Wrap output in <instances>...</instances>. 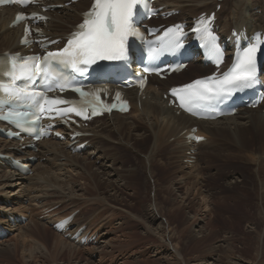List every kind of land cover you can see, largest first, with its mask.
<instances>
[{
  "label": "bare ground",
  "instance_id": "obj_1",
  "mask_svg": "<svg viewBox=\"0 0 264 264\" xmlns=\"http://www.w3.org/2000/svg\"><path fill=\"white\" fill-rule=\"evenodd\" d=\"M70 1L71 0L47 1V5L54 8V11L47 13V16L50 18L48 22L43 25L38 24V27L41 28L43 32L41 38L46 39L44 43L61 39L71 32L80 21V13L86 11L90 5V0H79L77 3L71 4L67 9L59 11L57 8L58 6L66 5ZM221 1L223 0H160L157 2L156 6H163L166 11H180L179 17L175 22H188L201 13L215 12L216 6H221V10L224 11L225 4ZM194 2L196 3L195 5L192 4ZM231 5L232 7L227 17H223L221 12L216 13L217 20L222 23L221 26L218 27L216 21L215 27L217 26V31L223 40L229 38L231 42L234 33L243 34L244 31L247 35H251L255 31L264 33V0H235ZM254 10H261V12L256 15L254 14ZM12 12L10 8L0 11V77L2 76L1 73L3 70L1 62L5 59L13 58V55L16 53L25 51L19 44V36H21L20 29L9 28V20L11 19ZM160 23L161 22H158L157 25ZM227 54H229V51H227ZM202 68V65L196 64L188 66L187 71L191 72V75H194V73H197ZM212 72L213 70L203 76H207ZM184 73L172 75L166 81H160L154 77L150 78L147 88L142 96L139 97H137L135 91H127L126 97L132 104V109L128 114V116H132L131 121L128 120L127 115L118 114L95 120L87 129L82 130L83 133L90 135L88 136L89 138H71V132L66 133L64 129L60 128L61 133L64 135L62 140L57 141L56 139H52L35 145V148L40 152L39 158L46 156L47 163L45 165L39 164L37 167H34V164L29 158H37L38 155H35L32 152V148L29 146L25 144L19 145L15 141L7 142L5 139L1 138L0 189L14 187L16 190L12 189L7 192V194L12 195L14 194L13 192H18L24 185H27L26 187L29 193L26 195L29 197L32 191L35 192V196L31 199L33 201L36 200L38 205L43 208L46 207V209L58 205L62 206L61 209L57 211V213L64 212L59 216L58 220H60L73 215L81 208L79 207L80 203L77 199L82 195H78L77 193L83 192L85 189L87 191L89 190L88 187L83 188L78 185L74 187L72 181H70L69 178L67 179L62 167L68 165L72 167L71 169H73V171L82 170L83 172L77 176L78 179L87 181L88 184L92 186L94 192H97L99 188L102 189L104 185V183H97L98 181L95 180L94 175L86 169V165L88 164L86 162L82 163L81 160L79 161V155H71V151L77 147L88 144L91 150L87 153V160L92 159L94 163H97V169L101 170V172L108 177L107 184L105 183L107 186L104 187V190L108 193L109 191L106 189L109 187V190L111 189L110 191H115V193H113L112 196L110 195L111 193L109 194L110 199H102V204L99 199H95L94 201L96 205L100 204V207L109 209H112V206L109 204L110 200H119V197L115 194L120 191V187L130 188L131 195L135 197L138 196V187L136 185L131 187L130 184V178L138 175L137 167H140L142 170L144 169L147 179L153 182L154 173L152 170L156 168L154 167L155 164H160L159 166L163 167V169L164 167L166 169L172 167L173 170L182 169V164L184 162L188 163L194 160L190 166V173H184L181 176H179V174L176 178L180 179L179 181H185L187 179L184 177L190 176L191 179L196 178L195 181H185V183L177 182L174 184L171 180H168L170 185L163 186L160 190L153 186L154 197H152V201L149 203L147 210L141 215L142 217L135 216L140 221L146 237L155 238L153 241L151 240L152 242L150 244L152 245L149 247L143 246V249H139L140 255L143 256V254L146 253L147 256L153 258L154 261H161L166 264H178V262L181 261V247L179 246L178 248L177 245H172L174 235L176 234L173 223L184 227L182 232L186 233L189 228L187 227V223L183 220L185 218L183 213L184 211L189 213V210L193 206V201L190 198L191 196L188 195V191L183 194L181 189L187 184L185 186L186 188L189 185L188 187H191L192 191L196 192V195H202L200 189L205 187V181L202 182V179L199 178L200 164L208 156H214L211 155L208 150L213 148V145L219 140H228L234 143V147H236L239 153H237V158L234 157V159L238 160V163L248 167L253 164L260 170L261 167H264V113L262 112L264 108L259 107L255 110H241L236 116L224 118L216 122L194 121L184 114L178 113L168 105L167 100H163V94H165L167 89L203 77L201 75H196L185 82H177V78ZM262 79L264 81V76ZM193 127L196 128L197 135L205 139L204 142L194 144L187 140V135L194 133L191 130ZM148 139L149 141L151 140V143L147 146V152H144L142 145L145 144ZM111 144H115L116 147H113L114 145L111 146ZM23 145L26 146V148L24 151H21ZM103 151H109V153L105 154ZM110 151H112V153H110ZM117 152L125 155L126 160L135 165L134 168L128 172V175L121 176V174L118 173L119 175L117 174L115 176L114 174V164L122 161L117 158ZM229 154L231 156V153ZM9 157L13 158L14 162L22 163L23 167L27 169V171L22 174L19 172L20 175L18 176L20 179H18L14 185H10V181L14 178L17 170L12 161L8 160ZM61 160L64 162L60 163L59 161ZM123 161H125V159ZM257 168L255 169L257 170ZM29 172H32V175L26 176ZM175 172L174 170L172 173L169 171L171 175L177 172L182 173L180 170ZM111 177L114 179H111ZM19 181L21 182L19 183ZM110 184L111 186H109ZM255 184L256 192L258 189L262 190L264 180L261 178L259 180L257 178ZM230 185L232 186L233 183H230L229 186ZM206 191H208L207 193H211L209 190ZM163 193L165 197L162 196V201L157 202V198ZM263 195L264 192H260L259 201L262 199ZM203 198H205V196H202V199ZM207 198H209V195H207ZM260 207L261 206H259V214L264 221V214ZM209 209L211 212L212 209ZM0 211L2 212L0 214V225L10 224L9 231H16L18 219L15 216L6 214V212L12 211L11 202L8 201L4 206H0ZM81 214L82 210L79 211L78 215L73 217L70 223L71 227L66 233L60 234L53 230L50 238L45 235L43 226L38 223L28 225L24 230L21 229L23 230V233L20 235L22 243H25V240H31L30 244H38L36 247L29 246V258L32 261L40 259L41 264H57L60 257H62L63 253L66 251L71 254L69 255L70 257L76 256L80 253V249L77 250V246H75L73 242L71 243L70 240L63 239V236L68 234L69 237L72 238L78 232H81L80 236L86 238L87 241L93 238V236H96V240L100 238L101 240L97 241L100 245L94 250L98 253L110 256L114 246L106 240L105 236H107V234H102L98 238L97 231L87 226L85 220H81ZM197 216L196 213L192 216V219H194L192 225L195 229L192 231V233H195L192 238L197 242H202L205 237L210 236V229H208L210 222L207 221L206 225L202 226L203 220ZM178 217H181V219L178 220ZM123 224L124 223H120L121 228ZM5 241L0 242V258L3 254L16 255L18 248L16 246H13V248L5 247ZM229 241V239H226L222 242L228 244ZM70 257L69 259L72 258ZM235 261L236 262L232 264H257L255 260L246 261L237 259ZM150 262L152 263V261Z\"/></svg>",
  "mask_w": 264,
  "mask_h": 264
},
{
  "label": "rangeland",
  "instance_id": "obj_2",
  "mask_svg": "<svg viewBox=\"0 0 264 264\" xmlns=\"http://www.w3.org/2000/svg\"><path fill=\"white\" fill-rule=\"evenodd\" d=\"M234 1L235 0L221 1L223 4H225L224 11L221 10V6H216V13L221 12L223 17H227L232 7L231 4ZM71 4L75 3L70 2L66 5H62L59 8V11L67 9ZM192 4L195 5L196 3L194 2ZM177 12L178 14L171 18L168 22H175L178 19L180 11ZM260 12L261 10H254V14L256 15ZM157 22L158 21H156L154 24H157ZM221 23L222 22L217 20L218 27L221 26ZM192 65L196 64L192 63L189 66ZM211 71V68L206 67H203L197 73H194V75H191V72L187 71L182 76L177 78V82H185L196 75L203 76ZM127 118L129 121L132 120V116H128ZM149 143H151V140L149 141L148 139L145 144L142 145L144 152H147L146 149ZM112 145H114L113 147H116L115 144H111V146ZM234 146L235 145L233 142L222 139L213 145V148L208 150V152L214 156H208L200 164L201 168L199 178L202 179V182L205 181V187L200 189L202 195H196V192L192 191L191 187H188L189 185L186 188L185 186L187 184L181 189L183 194L188 191V195L191 196L190 198L193 201V206L189 210V213L185 211L183 213L185 217L183 220L185 223H187V227L189 228L186 233L182 232L184 227L173 223L176 234L174 235V241L172 245H177L178 248L179 246L181 247V261L178 262V264H232L236 262L235 260L237 259L246 261L255 260L257 264L264 263V221L259 214V206H261L260 208L264 214V195L259 201V195L260 192H264V186L262 190L258 189L257 192L255 188V182L257 181V178L259 180L260 178L264 180V170H262L264 167H261L260 170L253 164L249 165L248 167L238 163V160L234 159V157L237 158L239 153ZM89 150H91V147L86 144L82 148L72 150L71 155H79V161L81 160L82 163L86 162L88 164L86 165V169L94 175L95 180L98 181L97 183H104V185L102 189L99 188L97 192H94L92 186H90L87 181L78 179L77 176L83 172L82 170L73 171V169H71L72 167L68 165L62 167L65 172L64 174L66 175L67 179L69 178V180L72 181L74 187L78 185L82 186L83 188L88 187L89 189L88 191L85 189V191L77 193L78 195H82L79 199H77V201L80 203L79 207L81 208L67 218L58 220L59 216L64 213H57V211L61 209L62 206L58 205L48 209H46V207L43 208L36 203V200L33 201L31 199L35 196V192L33 191L28 197L26 195L29 193L28 188L26 187L27 185H24L20 191L13 192L14 194L12 195L7 194V192L12 189L14 190V187L0 189V206H4L8 201L11 202L12 211L6 212V214L15 216L18 219L16 231H9L10 224L0 225V228L6 232V236L1 239L0 242H4L6 240L4 245L5 247L13 248V246H16L18 248V252L16 253L17 256L3 254V256L0 258V264H41L40 259H35L32 261L29 258V246L31 245L36 247L38 244H30L31 240H25V243H22L20 235L23 233V230L26 229L28 225L38 223L43 226L45 235L50 238L52 236L51 233H53L54 230V224L61 220L69 219V226L63 230V233H66L71 227L70 223L72 222L73 217L78 215L79 211L81 210V220H85L87 226H90L92 229L97 231L98 238L102 234H107L105 237L106 240L114 246L113 252L110 254V256L96 252L94 249L100 245L97 243V241L101 240L100 238L96 240V236H93V238L87 241L84 239V237L80 236L81 232H78V235L72 238L66 234L63 236V239L70 240L71 243L73 242L74 245L77 246V250L80 249V253L76 256H71V258L69 256L71 254L66 251L63 253L62 257H60V260L57 262V264H166L161 261H154V259L148 257L146 253L143 254V256L140 255L139 249H143L144 247H149L152 245L150 243L155 238L146 237L140 221L135 216H141L147 210L149 203L152 201V197H154L153 186L159 188L160 190V188H163V186H169L170 180L174 184L177 182L185 183V181H195L196 178L191 179L190 176L184 177L187 179L185 181H179L180 179L176 178L179 174V176H181L184 173H190V166L194 160H191L188 163L184 162L182 164V169H173L174 172H177V170L182 172H175L176 174L173 175H171L173 171L172 167H170V169L168 167V169L164 167V170L163 167L159 166L160 164H155L154 167L156 168L152 170L154 173L153 182L147 179L144 169L142 170L140 167H137L136 169L138 170V175L131 177V182H129L131 187H134L135 185L138 187V196L135 197L131 195L130 188L120 187V191L115 194L119 197V200H110L109 204L112 206V209H109L106 207H100V204L96 205L94 201L95 199H99L100 202L105 198L110 199L109 194L111 193L110 195L112 196L115 191H110L111 189L109 190V187L106 189L109 191L108 193L104 190V187L107 186L106 184L108 177L105 176L101 170L97 169V163H94L92 159L87 160V153ZM21 151H24V149L21 148ZM32 152L35 155H38L37 158H29V160L34 164V167H37L39 164L45 165L47 163L46 156L39 158L40 152L38 149L32 150ZM103 152L105 154L109 153V151ZM110 153H112V151H110ZM229 153H231V156ZM116 155L120 161H123L124 159L125 161L114 164L115 176L118 173L121 174V176L128 175V172L134 168V163L128 162L125 158V155L120 152H117ZM9 158L8 160L14 162L13 158ZM63 160L59 162L63 163ZM19 164L22 165V163ZM255 168H257V170ZM16 170V174L10 181V185H14L18 179H20L18 175L22 173L19 174L21 171L19 169ZM169 171L171 173H169ZM31 175L32 172H29V174L26 176ZM111 179L114 178L111 177ZM20 182L21 181H19V183ZM230 183H233V185L229 186ZM109 186H111V184ZM206 190H209L211 193H207L208 191ZM207 195H209V198H207ZM162 196L165 197L164 193L157 198V202L162 201ZM202 196H205V198L202 199ZM209 208L212 209L211 212ZM1 213L2 212L0 211V214ZM195 213L200 218H202V226L206 225L207 221L210 222L208 227V229H210V236L205 237L202 242H197L192 238L195 234L192 233V231L195 230L192 225V221L194 220L192 219V216ZM180 219L181 217H178V220ZM120 223H124L122 228L120 227ZM226 239H229L230 243L228 242V244H224V242H222ZM69 257L71 259H69ZM150 261H152V263Z\"/></svg>",
  "mask_w": 264,
  "mask_h": 264
}]
</instances>
